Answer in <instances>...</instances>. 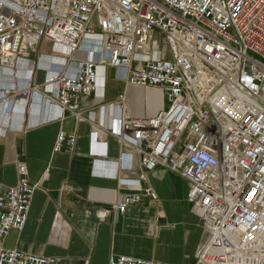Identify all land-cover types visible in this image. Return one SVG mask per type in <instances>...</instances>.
I'll list each match as a JSON object with an SVG mask.
<instances>
[{
	"label": "built area",
	"instance_id": "obj_1",
	"mask_svg": "<svg viewBox=\"0 0 264 264\" xmlns=\"http://www.w3.org/2000/svg\"><path fill=\"white\" fill-rule=\"evenodd\" d=\"M86 39L92 44L83 52ZM43 43L51 53L42 52ZM42 63L46 77L34 85ZM108 69L127 87L160 89L167 108L134 117L126 93L102 104ZM5 72L16 81L0 90L1 104L14 102V92L38 93L58 109L52 119L69 113L84 120L83 104L100 100L105 121L91 134L92 154L107 155L102 130L132 151L121 167L132 169L136 153L145 171L163 167L187 181V201L205 234L195 264H264V0H0ZM88 120L95 124L93 112ZM76 142L60 131L54 151ZM18 174L0 197V264H59L2 245L12 230L25 229L38 188L26 165ZM145 197L158 200L148 187L113 210L124 214ZM109 264L169 263L122 255Z\"/></svg>",
	"mask_w": 264,
	"mask_h": 264
},
{
	"label": "crops",
	"instance_id": "obj_2",
	"mask_svg": "<svg viewBox=\"0 0 264 264\" xmlns=\"http://www.w3.org/2000/svg\"><path fill=\"white\" fill-rule=\"evenodd\" d=\"M43 47L50 52H44ZM41 49L51 53L47 43ZM42 64L34 74V85H41L46 77L48 68ZM27 66L26 62L20 65L19 76L25 74ZM6 74L11 78L8 82L15 84L11 74ZM141 90L127 87L118 80L116 71L108 69L101 103L114 102L126 93L132 116L150 117L161 111L157 106L165 97L160 89H152L150 94L156 102L150 112H156L140 115L133 108L135 101L129 95L140 100L144 95ZM9 98L14 102L0 105V197L17 184L19 164L26 165L31 182L38 188L25 229L12 230L2 242L4 248L55 257L59 264H109L112 257L122 255L169 264L196 263L205 234L201 217L192 212L187 201V181L163 167L145 171L136 153L132 169L121 167V157L132 151L102 130L99 140L108 144L107 155L92 154L91 134L105 121L100 100H96L97 106L92 105L93 98L84 103L85 119L78 120L69 113L52 119L58 116V109L43 102L38 93L26 97L14 92ZM22 111L24 122L20 121ZM92 112L95 124L88 120ZM111 114L115 117L119 112ZM60 131L77 137L74 149L55 153ZM113 173L117 176L112 177ZM142 174L145 180H140ZM131 180H140V185H128ZM148 187L158 195L157 201L145 197L124 214L113 210L126 194Z\"/></svg>",
	"mask_w": 264,
	"mask_h": 264
},
{
	"label": "rangeland",
	"instance_id": "obj_3",
	"mask_svg": "<svg viewBox=\"0 0 264 264\" xmlns=\"http://www.w3.org/2000/svg\"><path fill=\"white\" fill-rule=\"evenodd\" d=\"M43 50H44V52H50V50L46 51L47 49L45 50L44 47H43ZM4 78H7V80L4 79L5 80L4 81L2 79V77H0V90L8 89V88L11 87L10 82H8L10 76L5 73ZM151 90L152 89H144V91L141 90V92L144 93V95H143V97L140 98V100H138V98L136 97V95H133V94H130L129 95V98H131V99H133L135 101V104L133 105V108L136 111H140V115H142V114L143 115L144 114L145 115L152 114L153 112H156V110L158 108H160V109L163 110V109H166L167 106H168L166 100H164V102L162 103V105H158L157 106V109L155 111L150 112V111H152V108H153L154 105L156 107V102L154 103V101L152 100V97H150V94L152 93Z\"/></svg>",
	"mask_w": 264,
	"mask_h": 264
},
{
	"label": "bare ground",
	"instance_id": "obj_4",
	"mask_svg": "<svg viewBox=\"0 0 264 264\" xmlns=\"http://www.w3.org/2000/svg\"><path fill=\"white\" fill-rule=\"evenodd\" d=\"M92 44V42L89 40V39H86V41H85V43H84V46H83V52H86V50H88V48H90V45ZM64 52H68L67 50H65ZM84 56V55H83ZM54 59V61L56 62V63H60V62H62V60H60L59 59V57H55V58H53ZM5 73H9V74H11V76H12V81H11V83L12 82H15L16 81V74L15 73H11V72H5ZM4 77V76H3ZM5 80H7V78H4ZM11 78H9V80H10ZM5 88V87H4ZM38 97V96H37ZM0 98H1V96H0ZM34 98H36V96L34 97ZM39 98V97H38ZM24 99V100H23ZM22 100H20L21 102L23 101L24 103H22L23 104V106H24V104H25V98H23ZM34 103V102H33ZM4 104H6V103H4ZM36 104H38V103H36ZM0 105H2L1 104V102H0ZM6 105H8V104H6ZM5 109V108H4ZM3 111V110H2ZM9 114V113H8ZM19 115L21 116V120L20 121H24V116H23V111L22 112H20L19 113ZM6 116V115H5Z\"/></svg>",
	"mask_w": 264,
	"mask_h": 264
}]
</instances>
